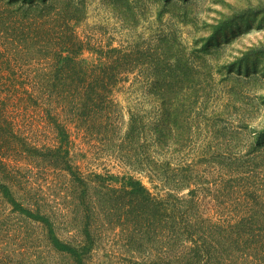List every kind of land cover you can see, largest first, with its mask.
<instances>
[{
	"label": "trees",
	"instance_id": "16d2710c",
	"mask_svg": "<svg viewBox=\"0 0 264 264\" xmlns=\"http://www.w3.org/2000/svg\"><path fill=\"white\" fill-rule=\"evenodd\" d=\"M111 1L132 23L129 8ZM87 8L0 0V264H92L108 234L123 264H264V133L240 157L217 128L236 87L216 106L210 70L181 63L162 40L100 48L104 63L79 61L94 50L75 32ZM134 72L149 73L156 116L147 124L130 114L122 130L112 96ZM79 132L113 143L155 192L83 173L70 158Z\"/></svg>",
	"mask_w": 264,
	"mask_h": 264
},
{
	"label": "rangeland",
	"instance_id": "374dc122",
	"mask_svg": "<svg viewBox=\"0 0 264 264\" xmlns=\"http://www.w3.org/2000/svg\"><path fill=\"white\" fill-rule=\"evenodd\" d=\"M106 2L87 0L86 17L75 32L94 50H84L78 60L104 63L106 58L97 52L100 48H126L143 41L153 46L162 40L172 55L182 57L181 63L210 70V84L215 90L209 91V96L216 94V106L226 102V89L236 87L217 128L222 131L220 139L226 137L223 144L230 141L233 149L238 147L239 156H244L246 145H253L259 132L264 133V0H112L114 4H125L123 9L129 8L133 18L129 26L124 20L128 11L113 12ZM147 76L134 72L113 92L122 130L130 114L142 116L147 124L155 119L156 107L147 94L151 77ZM237 78L240 82L235 85L232 80ZM212 105L211 101L208 114ZM68 124L71 132L77 133L75 125ZM80 132L74 141L76 146L70 150L73 165L83 173L111 176L107 183L112 187L126 186L134 180L155 192L144 173L134 172L120 161L113 143L88 140ZM260 138L264 142V134ZM194 146L196 142L191 144ZM19 167L30 175L36 173L24 163ZM208 170L209 179H215L212 169ZM113 237L108 234L97 243L92 264H123L118 259L125 254H120L121 244Z\"/></svg>",
	"mask_w": 264,
	"mask_h": 264
}]
</instances>
